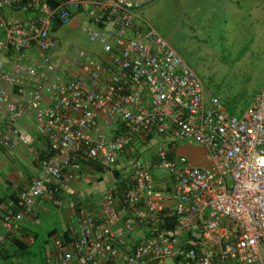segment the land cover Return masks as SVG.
Masks as SVG:
<instances>
[{
  "label": "built area",
  "instance_id": "obj_1",
  "mask_svg": "<svg viewBox=\"0 0 264 264\" xmlns=\"http://www.w3.org/2000/svg\"><path fill=\"white\" fill-rule=\"evenodd\" d=\"M149 1L0 0V150L37 162L0 209V258L39 200L63 206L65 184L110 171L95 204L72 198L45 264H264V83L230 112L144 17ZM78 14L90 45L65 53L54 26ZM27 118L45 146L19 130Z\"/></svg>",
  "mask_w": 264,
  "mask_h": 264
},
{
  "label": "rangeland",
  "instance_id": "obj_2",
  "mask_svg": "<svg viewBox=\"0 0 264 264\" xmlns=\"http://www.w3.org/2000/svg\"><path fill=\"white\" fill-rule=\"evenodd\" d=\"M191 1L193 3L150 0L143 15L160 35L170 40L207 90L239 114L264 83V0H238L240 11L233 14L213 2L209 7L201 0H197L196 5L195 0ZM84 25L85 22H80L78 26L68 25L60 30L58 46L62 51L70 53L73 48H88L90 42L82 29ZM174 142L177 152L192 164L205 166L210 162L207 152L197 143L176 139ZM142 152L152 158V145L144 146ZM113 175L103 171L100 178L83 179L81 186L71 194L82 205L96 203L112 182ZM62 190L66 194L62 198L63 206L48 203V213L40 216L43 224L57 230H62L67 220H74L71 194ZM29 248L34 253L30 259L44 256L42 246ZM166 264L172 262L167 260Z\"/></svg>",
  "mask_w": 264,
  "mask_h": 264
},
{
  "label": "crops",
  "instance_id": "obj_3",
  "mask_svg": "<svg viewBox=\"0 0 264 264\" xmlns=\"http://www.w3.org/2000/svg\"><path fill=\"white\" fill-rule=\"evenodd\" d=\"M193 3L191 0H187ZM195 0V4H197ZM202 4L205 2L210 5L216 3L218 6H225L229 14L238 13L240 11L238 0H201ZM214 4V5H216ZM199 14V13H197ZM84 21V16L78 14L70 24V27L78 26V22ZM68 27V26H67ZM61 28L58 30L60 31ZM68 30V29H67ZM6 54H0V60H7ZM1 121V118H0ZM30 118L21 120L17 126L24 135H29L35 144L45 146V144L37 140V135L32 132V123L29 122ZM37 172V162L33 159L23 145H18L11 150H0V209L3 206H13L16 202V193L18 189L26 185L30 178ZM83 179H74L63 186V189L68 191V194H73L76 189L81 186ZM64 197L66 196L63 191ZM70 195V199L74 195ZM49 201L39 200L34 208L31 216L27 217L22 223L21 233H16L13 239L6 241L5 247L2 249L0 264H45V256L48 254L51 247V239L56 236H62L68 224L64 225L62 230H57L54 227H49L43 224L40 216L47 214L49 209L47 204ZM95 204V203H94ZM69 219V217H68ZM2 228L0 226V233ZM43 233V234H42ZM23 243L26 248L20 250V246L16 243ZM42 246L44 249V256L39 259L33 257L34 253L31 252L29 247ZM29 249V250H28Z\"/></svg>",
  "mask_w": 264,
  "mask_h": 264
},
{
  "label": "clouds",
  "instance_id": "obj_4",
  "mask_svg": "<svg viewBox=\"0 0 264 264\" xmlns=\"http://www.w3.org/2000/svg\"><path fill=\"white\" fill-rule=\"evenodd\" d=\"M82 15H83V14H82ZM80 22H81V21H80ZM80 22H78V24H79ZM83 22H85V19H84ZM85 25H86V22H85ZM67 26H68V25H67ZM67 26H64V27H67ZM64 27H60V28L62 29V28H64ZM60 28H58V30H59ZM58 30H57V34H58V36H59L60 31H58ZM34 130H35V129H34ZM164 141L167 142V141H169V140L167 139V140H164ZM174 144H175V142H174ZM175 150H176V144H175ZM175 153L179 154V153L177 152V150L175 151ZM179 155H180V154H179ZM187 160H188V159H187ZM190 163H191V162H190ZM115 172L118 173V171H115ZM115 175H117V174H115ZM159 175H161V174L159 173ZM99 178H100V176H99ZM167 183H168V181H167ZM49 203H51V202H49ZM91 205H93V203H92ZM71 222H74V220H70V221L68 222V224L71 223ZM68 224L66 225L65 230L67 229ZM65 230H64V231H65ZM62 236H63V235H62Z\"/></svg>",
  "mask_w": 264,
  "mask_h": 264
},
{
  "label": "trees",
  "instance_id": "obj_5",
  "mask_svg": "<svg viewBox=\"0 0 264 264\" xmlns=\"http://www.w3.org/2000/svg\"><path fill=\"white\" fill-rule=\"evenodd\" d=\"M58 29V26L55 25L54 26V30H57ZM243 109V108H242ZM242 109L239 111V113L242 111ZM230 112H233L232 110L228 109ZM115 174H117V172H115ZM1 201V200H0ZM63 236L65 237V239L67 238V232L66 230L63 232ZM19 246H20V250L21 249H25L26 246L23 244V243H19V242H16ZM2 257V256H1Z\"/></svg>",
  "mask_w": 264,
  "mask_h": 264
}]
</instances>
